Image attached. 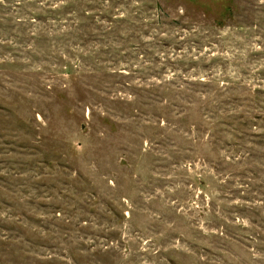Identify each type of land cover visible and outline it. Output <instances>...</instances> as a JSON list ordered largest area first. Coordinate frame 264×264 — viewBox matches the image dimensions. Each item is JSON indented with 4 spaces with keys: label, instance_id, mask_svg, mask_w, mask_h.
<instances>
[{
    "label": "rangeland",
    "instance_id": "obj_1",
    "mask_svg": "<svg viewBox=\"0 0 264 264\" xmlns=\"http://www.w3.org/2000/svg\"><path fill=\"white\" fill-rule=\"evenodd\" d=\"M0 264H264V0H0Z\"/></svg>",
    "mask_w": 264,
    "mask_h": 264
}]
</instances>
